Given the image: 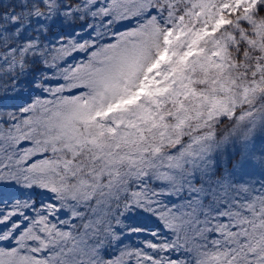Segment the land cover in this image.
<instances>
[{
  "label": "snow or ice",
  "instance_id": "snow-or-ice-1",
  "mask_svg": "<svg viewBox=\"0 0 264 264\" xmlns=\"http://www.w3.org/2000/svg\"><path fill=\"white\" fill-rule=\"evenodd\" d=\"M0 264H264V0H0Z\"/></svg>",
  "mask_w": 264,
  "mask_h": 264
}]
</instances>
